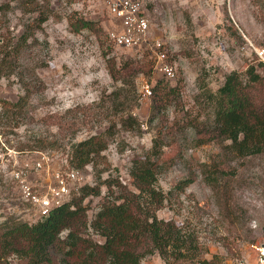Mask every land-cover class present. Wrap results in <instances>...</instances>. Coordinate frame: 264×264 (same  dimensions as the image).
<instances>
[{
	"label": "rangeland",
	"instance_id": "rangeland-1",
	"mask_svg": "<svg viewBox=\"0 0 264 264\" xmlns=\"http://www.w3.org/2000/svg\"><path fill=\"white\" fill-rule=\"evenodd\" d=\"M140 1L149 19L148 41L116 48L107 38L114 24L108 0H0V102L21 100L25 115L19 128L0 129V223L40 219L37 207L21 196L16 172L43 195L56 185L57 175L66 179L78 171V181H67L68 201L83 186L109 180L137 193L129 176L132 162L150 157L156 187L164 194L178 181L194 179L156 216L192 232L201 252L197 259L166 261L155 253L141 264H256L252 246L264 241V154L231 158L222 147L228 142L198 145L197 140L213 123L209 95L216 98L228 73L253 66L264 76L254 53L264 47V0ZM40 14L47 20L38 28ZM81 18L96 22L100 38L96 29L71 28ZM23 34L27 40L16 57L13 46L23 43ZM155 41L163 44L174 69L172 80L156 68ZM108 59L117 70L125 61L145 70L123 84L110 78ZM159 81L168 95L162 97L164 113L153 119L156 103L142 95V86L152 88ZM94 135H102L105 150L92 155L83 169L73 168L72 145ZM154 141L159 157L152 155ZM19 143L36 151L15 152ZM42 157L49 162L37 169ZM206 168L216 172L221 192L205 182ZM106 193L103 184L101 197ZM100 202V197L84 201L89 221ZM87 234L103 242L91 230ZM10 264L17 260L10 258Z\"/></svg>",
	"mask_w": 264,
	"mask_h": 264
},
{
	"label": "trees",
	"instance_id": "trees-1",
	"mask_svg": "<svg viewBox=\"0 0 264 264\" xmlns=\"http://www.w3.org/2000/svg\"><path fill=\"white\" fill-rule=\"evenodd\" d=\"M46 20L40 14L37 27H41ZM95 24L81 18L71 23V28L74 31L95 30ZM101 31V28L95 30L98 38ZM20 40L23 43L13 46L16 57L27 40L25 34ZM107 62L110 78L123 84L145 70L144 65L129 61L123 62L117 70L116 62L112 59ZM259 66L264 69L261 64ZM145 73L149 76L151 70ZM161 85L162 81H159L151 88L153 104L156 103V107L153 105V119L164 113L162 97L168 94ZM175 88L168 91L174 92ZM209 99L214 100V119L212 125L204 126L200 131L198 145L228 142L222 147L225 155L231 158L264 154V76L253 66L247 67L244 72L232 71L224 77L216 98L209 95ZM1 103L0 129L19 128L25 118L21 112V100ZM105 148L102 135L91 136L72 145V160L69 163L75 169H83L92 161V155ZM159 148L154 141L153 156L159 157ZM14 151L22 153L36 151V148L28 143H19ZM209 169L202 170L205 182L221 192L220 179L213 169ZM129 176L137 193L128 191L118 180L104 181L95 186H83L77 195L33 224L4 220L0 223V264H10L12 257L17 264H141L146 256L155 253L164 261L169 257L176 260L197 259L201 248L194 234L178 227L174 220L164 221L156 216L165 201L174 195H182L194 179L184 178L164 194L156 187V166L150 157L134 160ZM103 184L107 193L101 197ZM89 197L101 198L99 209L91 221L87 216L88 204H84ZM88 230L101 237L103 242L94 241L87 234ZM202 264L212 263L204 260Z\"/></svg>",
	"mask_w": 264,
	"mask_h": 264
},
{
	"label": "built area",
	"instance_id": "built-area-1",
	"mask_svg": "<svg viewBox=\"0 0 264 264\" xmlns=\"http://www.w3.org/2000/svg\"><path fill=\"white\" fill-rule=\"evenodd\" d=\"M108 15L114 24L107 33V38L112 46L116 48H130L145 44L148 41L149 19L143 11L140 0H108ZM152 53L156 59V68L166 80L174 78V69L167 62V54L160 41L152 44ZM257 62L264 67V47L254 49ZM142 95L151 96V88L145 84L142 86ZM2 104L0 102V111ZM49 159L42 157V161L36 162V168L41 169L43 164H47ZM23 173L16 172L14 179L18 182V189L23 199H26L34 207H37L39 218L48 216L49 212L66 202L70 194L67 181L76 182L79 180V172L71 171L66 179L57 175L56 185L49 189L47 194L33 192L32 188L22 177ZM253 247L256 254V264H264V241ZM238 264H244L239 262Z\"/></svg>",
	"mask_w": 264,
	"mask_h": 264
}]
</instances>
